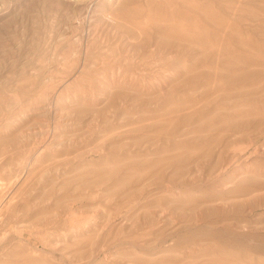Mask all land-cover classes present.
<instances>
[{"label": "rangeland", "instance_id": "rangeland-1", "mask_svg": "<svg viewBox=\"0 0 264 264\" xmlns=\"http://www.w3.org/2000/svg\"><path fill=\"white\" fill-rule=\"evenodd\" d=\"M0 264H264V0H0Z\"/></svg>", "mask_w": 264, "mask_h": 264}]
</instances>
